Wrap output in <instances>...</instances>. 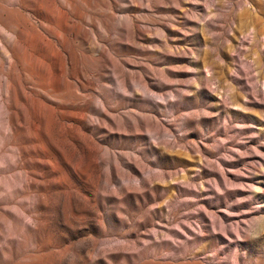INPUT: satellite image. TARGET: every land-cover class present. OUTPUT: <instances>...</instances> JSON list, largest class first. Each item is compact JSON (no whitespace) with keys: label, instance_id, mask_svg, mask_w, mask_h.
Returning a JSON list of instances; mask_svg holds the SVG:
<instances>
[{"label":"rangeland","instance_id":"1","mask_svg":"<svg viewBox=\"0 0 264 264\" xmlns=\"http://www.w3.org/2000/svg\"><path fill=\"white\" fill-rule=\"evenodd\" d=\"M0 264H264V0H0Z\"/></svg>","mask_w":264,"mask_h":264}]
</instances>
